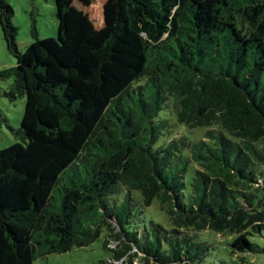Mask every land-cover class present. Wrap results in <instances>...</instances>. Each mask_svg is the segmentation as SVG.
<instances>
[{
	"label": "trees",
	"instance_id": "obj_1",
	"mask_svg": "<svg viewBox=\"0 0 264 264\" xmlns=\"http://www.w3.org/2000/svg\"><path fill=\"white\" fill-rule=\"evenodd\" d=\"M110 1L112 29L76 21L65 54L53 38L19 51L13 10L0 0L15 59L3 75L13 77L12 98L25 96L18 142L0 150V264L89 246L113 220L156 264H192L180 246L185 231L232 237L234 253L261 252L248 237L264 230V0ZM88 55L98 60L88 84L115 76L102 113L69 90L80 74L74 61ZM164 110L186 129H207L204 137L181 152L162 143ZM87 132L65 164L44 159L33 168L31 139L76 141ZM119 185L144 207L157 200L172 230L139 235L130 199L107 202Z\"/></svg>",
	"mask_w": 264,
	"mask_h": 264
},
{
	"label": "rangeland",
	"instance_id": "obj_2",
	"mask_svg": "<svg viewBox=\"0 0 264 264\" xmlns=\"http://www.w3.org/2000/svg\"><path fill=\"white\" fill-rule=\"evenodd\" d=\"M5 1L14 13L12 24L17 29V47L21 52L34 40L45 38L55 39L64 52L72 27L78 20L86 21L91 29L98 33H106L113 27V5L110 0H67L65 14L61 12L59 6L61 0ZM74 65L79 69L80 74L78 78L72 79L70 92L75 96L84 97L89 106L93 107L97 113H102L108 104L107 91L114 83V74H110L105 84L98 88L95 84H88L89 78L93 77L98 67L96 56H83L74 61ZM14 66L15 59L6 48L0 27V150L18 142L14 132L20 128L24 113L25 96L16 95L12 98L9 94L13 77L3 75ZM166 112L164 110L162 113H165L168 118L162 143L175 142L178 145V151L181 152L191 148L204 137L207 129H186L177 124ZM88 135L89 132L81 135L76 141H70L64 133L57 140L31 139L27 152L33 168H36L44 159L59 158L62 164H65L77 154ZM60 171L61 169L56 170L53 176L55 177ZM193 171L194 167L191 166L186 175L187 183ZM126 197L130 199V208L136 215L132 228L137 226L139 235L147 234L150 240H154L157 227L167 232L172 230L168 215L161 211L157 200L148 207H144L139 193L132 192L125 186H117L114 194L107 198V202L115 207ZM111 222L112 227L104 228L100 238L93 244L73 248L62 254H50L37 259L33 264H156L152 259L145 260L141 250L125 239L114 220ZM118 234L121 240L117 239ZM183 238L188 240L187 245H189V238L192 239L189 248L185 243L180 245L189 254L194 255L192 264H264V230L248 237L261 249L259 253H234L230 246L232 237L217 235L211 231H185ZM104 241H106L105 248L102 247ZM164 247L167 246L162 242V248ZM123 252L125 254L121 255Z\"/></svg>",
	"mask_w": 264,
	"mask_h": 264
}]
</instances>
